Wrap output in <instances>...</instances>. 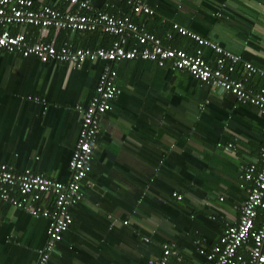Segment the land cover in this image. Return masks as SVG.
Wrapping results in <instances>:
<instances>
[{
	"label": "crops",
	"instance_id": "crops-1",
	"mask_svg": "<svg viewBox=\"0 0 264 264\" xmlns=\"http://www.w3.org/2000/svg\"><path fill=\"white\" fill-rule=\"evenodd\" d=\"M89 1L100 10H123V0ZM201 1L154 0L155 16H125L138 20L166 47L185 52L191 48L189 54L199 48L194 40L167 31V24L176 23L264 71V0H219L215 14L210 11L212 0ZM35 4L68 7L65 0ZM23 30L29 41L38 40L37 29ZM89 40L95 41L53 29L45 39L76 48ZM202 51L214 66L215 55L205 47ZM115 69L121 93L100 120L87 177L93 186L85 188L82 201L73 207L72 225L52 253L51 264H150L160 257L164 243H175L182 259L192 255L175 241L188 236L180 224L182 203L187 202L173 203V193L186 197L191 208L211 207L232 223L244 199L235 187L236 174L259 159L264 116L255 108L211 89L188 72L172 70L170 61L164 66L124 61ZM100 70V62L86 61L74 68L2 53L0 163L66 182L80 130L76 106L91 100ZM244 84L257 90L264 87V80L252 75L244 77ZM218 196L225 197L224 203L218 205ZM46 227L44 218H33L0 200V264H36ZM180 261L171 264L200 262Z\"/></svg>",
	"mask_w": 264,
	"mask_h": 264
},
{
	"label": "built area",
	"instance_id": "built-area-1",
	"mask_svg": "<svg viewBox=\"0 0 264 264\" xmlns=\"http://www.w3.org/2000/svg\"><path fill=\"white\" fill-rule=\"evenodd\" d=\"M65 1L67 9L60 10L51 5H37L33 0H0V55L33 56L42 63L63 62L74 68H79L86 61L105 63L91 100L85 105L76 106L80 130L68 162L69 178L66 182L34 173L30 169L17 171L9 164L0 163V200L48 222L46 242L37 251L36 264H51L52 253L73 222L70 209L82 200L83 189L93 186L87 177L100 134V120L112 110V101L121 93L116 85V64L148 60L164 66L170 61L172 70L188 72L211 89L231 93L238 102L253 106L259 115L264 116V87L252 90L244 84V77L252 75L264 80V71L243 62L241 56L176 23H173V29L193 39L199 48L189 54L166 47L158 37L133 22L129 16L97 9L89 0ZM127 3L135 14L153 13L146 0H128ZM24 27L37 29L38 40L29 41ZM13 29L18 31L12 33ZM51 29L71 33L97 32L109 35L112 40L108 46L96 48H74L67 42L56 45L54 41H45ZM203 47L215 55L214 66L206 61ZM240 63L242 78L235 79L232 73ZM260 156L263 165L256 173L257 161L249 167L240 168L237 186L246 195L238 206L237 219L225 223L222 235L209 251L198 249L203 262L192 264H264V143ZM244 182L249 183L245 185ZM172 196L177 200L182 199L177 193ZM50 201L54 204L53 210L46 206ZM219 220H224V217L219 216ZM143 240L149 242L147 238ZM195 244L199 245V241H195ZM161 247L160 257L150 264H170L172 259L181 260L180 252L173 243H164Z\"/></svg>",
	"mask_w": 264,
	"mask_h": 264
},
{
	"label": "trees",
	"instance_id": "trees-1",
	"mask_svg": "<svg viewBox=\"0 0 264 264\" xmlns=\"http://www.w3.org/2000/svg\"><path fill=\"white\" fill-rule=\"evenodd\" d=\"M33 1L36 2V0H33ZM190 1L191 2H194V3H198V4L202 2L201 0H190ZM127 2H128V0H123V6H122L123 7V10H122L121 13H112L111 11H107V12L112 13V14H116V15H123V16H125V15H132V14L133 15H137V14H135L132 11V6L129 5ZM146 3H147V5L151 9H153V7L155 6V4H153L154 3V0H146ZM218 3H219V0H212V6L210 5L211 8L209 7L210 8V11H211V14H215L217 12V4ZM170 5H172V4H170ZM174 6L175 5H173V7ZM198 6L200 8L201 5H198ZM172 10H173V8H172ZM155 12H156V10H153L152 16H155V14H156ZM140 14H143L145 16L148 15L146 13H140ZM133 22H135L136 24L137 23H140L138 20H133ZM172 26H173V23L167 24L166 25L167 31H168V29H171L172 30V33H174V35H180L181 37L185 36V35H181V34L177 33L173 29ZM12 33H16V29H13L12 30ZM76 33L77 34H84L89 39L90 38H94L95 39V41L93 43L89 40L86 43H83L82 45H80V47H83V48H96V47H100V46H108V44H110L111 43V40H112V37H110L109 35H107V34H101V33H97V32H76ZM185 37H187V36H185ZM170 45H172V44L170 43ZM73 46H74V48L79 47V46H75V45H73ZM170 47H173V45L170 46ZM127 48H128V46H127ZM189 51H191V48L190 49H186V52L187 53ZM55 62L56 61H50L49 63H55ZM100 63H101V70H102V67L104 66L105 63L104 62H100ZM238 67L239 68L242 67L241 63L235 67V71L232 73V77L235 78V79H239L240 78L239 75L241 73L239 74V71L240 70H238L239 69ZM101 70H100V72H101ZM240 104L243 105V106H246V107H253V106H251L249 104H242V103H240ZM263 123H264V121L262 122V124ZM263 134H264V132H263ZM257 162L258 163L256 164V167L257 168H256L255 173L263 165V162H262V159H261L260 154H259V159L257 160ZM253 163H247V164L243 165L242 167H249ZM239 174H241V170H239V172L236 174V177H235L236 178V186L235 187L242 194V197H245V195H246L245 191L242 190V189H240L237 186V182L239 181V178H238ZM248 183H245V185H248ZM84 191H85V189H83V193H84ZM201 195H203V194H201ZM216 195H220V194H216ZM83 196H84V194H83ZM221 196H218V198H216V200H218V205H219V203L220 204L224 203L223 201H224L225 197H221ZM184 197H185V195H184ZM220 198H222V201H220ZM171 200L173 201V203L176 202V204H179V205H180V203H178V202H182V201L187 202V204L182 203L183 204V206H182L183 210H181L180 215L182 216L183 221L180 222V224L183 223V231L187 232L188 233V236H183L182 235V237L181 236L178 237V239L175 240V241L177 242V244H179V245H181V244L182 245H185V247H187L188 249L192 250V255L184 254V257H183V259L181 257L182 261H180V262H183V263L186 262V263H188V262H190L189 260H196L197 258H198V261L203 262V257L198 253V249H203V250L209 251L213 247V244L218 242V240H219L218 237H220L222 235V233L224 231V228H225V223L227 221L219 220V216L220 215L217 214V213H214L215 211H213V210H215V209H213V208L211 209V207L205 206L206 208L204 207L201 210H196V209L191 208L188 205V201L186 200V197L183 198V199H181V200H177L175 197L172 196L171 197ZM79 203H77L76 206ZM170 203H171V201L169 202V204ZM40 205H43V203L40 204ZM46 206L49 209H52V210L54 209V204L51 201L49 203H47ZM76 206H74V207H76ZM159 206H162V205H159ZM166 206L167 207H170V205H166ZM214 207H217V206L214 205ZM74 209L75 208H71L70 209L71 215H72V212H73ZM208 209H211V211H212V213L210 215L208 214ZM46 222H47V220H46ZM216 236H218L217 237L218 238L217 241H216ZM194 241H199V245H196ZM60 242H59V244H60ZM193 242H194V245H193ZM148 243H150V245H151L152 242L149 241ZM148 243L145 242V244H148ZM173 244L176 246L175 243H173ZM176 249H177V246H176ZM177 250H179V249H177ZM173 261H175V259H172L170 261V264ZM177 262H179V261H177Z\"/></svg>",
	"mask_w": 264,
	"mask_h": 264
},
{
	"label": "water",
	"instance_id": "water-1",
	"mask_svg": "<svg viewBox=\"0 0 264 264\" xmlns=\"http://www.w3.org/2000/svg\"><path fill=\"white\" fill-rule=\"evenodd\" d=\"M228 97H229L230 99H232V100H236L235 96H234L233 94H231V93H228Z\"/></svg>",
	"mask_w": 264,
	"mask_h": 264
}]
</instances>
